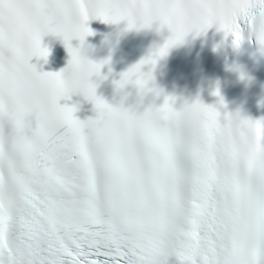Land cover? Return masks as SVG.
I'll list each match as a JSON object with an SVG mask.
<instances>
[{
	"label": "snow or ice",
	"instance_id": "6c2138e0",
	"mask_svg": "<svg viewBox=\"0 0 264 264\" xmlns=\"http://www.w3.org/2000/svg\"><path fill=\"white\" fill-rule=\"evenodd\" d=\"M101 2L111 6L101 20L112 22L127 11L121 5L155 0ZM180 2L196 15L226 11L233 43L238 22L257 42L264 30V0ZM43 3L0 0V264H165L169 256L177 264H260L264 127L221 117L219 102L174 109L170 96L137 114L106 103L95 85L87 91L95 118L78 120L66 103L50 107L48 97L63 101L67 92L64 70L38 63L46 55L35 24ZM91 34L83 27L79 38ZM106 62L86 63L99 75ZM150 80L138 74L141 96L159 94ZM126 82L123 73L113 83ZM6 97L14 122L4 117ZM31 112L36 119L25 121Z\"/></svg>",
	"mask_w": 264,
	"mask_h": 264
},
{
	"label": "clouds",
	"instance_id": "9594fccd",
	"mask_svg": "<svg viewBox=\"0 0 264 264\" xmlns=\"http://www.w3.org/2000/svg\"><path fill=\"white\" fill-rule=\"evenodd\" d=\"M110 7L111 6L102 3L101 0H44V3L38 9L35 17L36 31L39 33L40 46L46 52L41 62H47L50 52L48 46L42 44V37L46 35L59 37L63 40L67 48L70 46L68 45V41L73 38H78L81 45H84V38L87 35H85L81 41L79 38L81 29L83 27H88L87 21L90 18L101 19L102 12L108 10ZM120 7L127 8V11L118 14V18L114 21L106 23L115 24L120 20H125L127 22L126 29L151 28L155 26L157 34H159L161 28H167L169 32L168 37L164 39L163 43L154 44L140 60L145 61V63L140 65L138 72L132 70L134 65L125 72L127 74V82L125 84L129 82L135 83L138 74L145 73L141 72L142 65L152 66L146 73H150L151 80H153L152 70L156 66L157 61L166 55L169 48L183 43L184 37L188 33L191 32L193 35L201 34L212 24H216L218 28L224 30V25L230 20L226 11H213L206 15L193 14L188 10L186 5L180 2V0H155V2L152 3H132L121 5ZM118 34L119 33H117V35ZM258 44L264 49V30L261 31L258 37ZM25 47L27 48L29 45ZM161 48H164V54L158 55ZM73 49L78 51V58L73 59V57L69 55L70 58L63 69L61 80V84L66 88L67 98L63 101H53L51 97H48L47 103L50 107H54L57 103H66L73 95H79L89 100L87 96L88 88L90 85H95L90 78L93 75L99 76L91 73L87 68V61L94 62L89 59L88 56L91 46L85 45ZM29 59H31V57H29ZM102 61H107V58L95 62L98 63ZM140 61L137 64H139ZM152 61H154V63H152ZM218 102L219 100L217 103ZM77 103L78 102L66 104L76 108ZM191 104L184 103L181 107H187ZM4 117L6 121L13 122L17 118V114L11 107L7 97L4 100ZM23 119L29 122L34 121L36 119V114L34 112L25 113Z\"/></svg>",
	"mask_w": 264,
	"mask_h": 264
}]
</instances>
